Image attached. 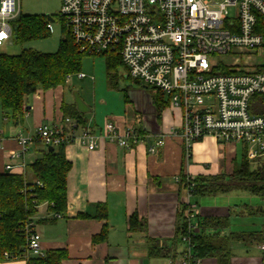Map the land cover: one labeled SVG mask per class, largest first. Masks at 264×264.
Instances as JSON below:
<instances>
[{"label": "crops", "instance_id": "obj_1", "mask_svg": "<svg viewBox=\"0 0 264 264\" xmlns=\"http://www.w3.org/2000/svg\"><path fill=\"white\" fill-rule=\"evenodd\" d=\"M11 38L12 34L7 40ZM71 77L66 86L39 89L27 97L24 122L18 127L4 115L0 103V131L4 136L0 171L22 174L20 159L9 155L10 150L19 149L13 138L16 132L23 130L33 134L40 124L58 126L65 122L62 104L64 101L74 103L73 97L66 96ZM127 92V106L122 112H111L113 107L109 104H88L91 111L86 113L87 122L83 127L102 135L108 121L121 131L133 125L139 142L125 148L100 137L94 150H89L79 141L67 144L66 157L72 164L67 177V212L58 218L47 204H42L33 217L46 252L67 249L69 256L63 264H182V255L188 244L177 237V227L183 219L179 214L185 207L189 213V200L198 209L195 217L189 216L191 224H196L197 217H228L229 226L221 229L220 235L243 234L242 238L231 240L228 257L202 258V264H264V250L260 247L264 240V215L257 211L260 207L246 204L241 207L206 198L228 195L241 189L216 195H189L182 177V174L194 177L230 175L243 154L251 161L253 169L262 165L264 158L250 159L247 144L221 143L211 135L194 142L188 149L181 134L182 108L172 106L164 94L168 104L159 116L156 90L142 86ZM259 104V98L254 97L251 106ZM158 137H164L165 143L156 152H151L150 147L155 145ZM44 150L46 147L41 142L33 143L25 154L27 165L41 156ZM9 163L14 169H6ZM202 200L205 201L203 206ZM100 205L106 207V218L96 217ZM79 214L89 217H78ZM255 215L263 216L262 221L257 219L258 225L253 223L233 228V217ZM133 217L136 222L131 229ZM104 226L108 228L107 237L95 241V236L101 234ZM0 264H27V260L22 257L0 261Z\"/></svg>", "mask_w": 264, "mask_h": 264}, {"label": "built area", "instance_id": "obj_2", "mask_svg": "<svg viewBox=\"0 0 264 264\" xmlns=\"http://www.w3.org/2000/svg\"><path fill=\"white\" fill-rule=\"evenodd\" d=\"M230 8L235 9V16ZM20 14V0H0V45L11 36L12 21ZM58 16L80 51L101 54L111 50L120 55L125 77L159 89L172 106L183 109L181 134L188 149L211 135L221 143L247 144L250 159L264 158V116L250 109L254 97L264 96V0H61ZM48 27L53 29L52 22ZM214 56H231L238 62H212ZM250 57L256 60L248 62ZM100 137L125 148L140 140L133 125L121 131L108 121L102 135H96L67 118L58 126L40 124L33 134L16 132L13 138L19 149L10 150L9 155L20 159L25 174V154L36 141L46 148L79 141L94 150ZM3 139L0 131V150ZM164 143V137H158L150 151L156 152ZM6 169L14 166L9 163ZM187 178L193 186L195 177ZM187 190L191 195L189 186ZM187 208L190 218L195 217L197 205L188 200ZM25 232L27 263L31 257L45 256L34 221L27 223ZM183 239L188 249L182 264H202L191 250L190 238ZM260 247L264 250V240Z\"/></svg>", "mask_w": 264, "mask_h": 264}, {"label": "trees", "instance_id": "obj_3", "mask_svg": "<svg viewBox=\"0 0 264 264\" xmlns=\"http://www.w3.org/2000/svg\"><path fill=\"white\" fill-rule=\"evenodd\" d=\"M52 21H55L52 16L21 13L12 21L13 41L24 44L34 39L48 37L52 32L48 23ZM64 28L67 33L62 37L56 52L45 53L25 48L19 54L0 53V103L4 115L16 127L24 122L27 97L39 89L49 90L66 86L68 76L83 72L84 56H106L107 76L115 87L119 68L126 69L120 55L111 50L101 54L80 51L65 23ZM134 80L139 82L137 79ZM124 91L127 97L128 88ZM156 91L155 102L160 116L168 100L164 98L163 92L159 89ZM256 97L261 104L252 105L251 112L264 115V96ZM62 111L64 121L70 118L81 126L86 125V114L80 113L75 103L64 101ZM69 142L56 145L52 151L46 148L41 156L27 165L25 174L0 171V261L23 257L27 247L25 226L31 221L36 223L33 217L40 205L47 204L54 215L58 213L64 216L67 212V177L72 167L66 157V146ZM182 177L187 188L189 186L192 194L196 196L216 195L241 189L264 198V163L253 169L251 161L245 154L230 175L198 176L193 179V186L189 185L190 181L186 175L182 174ZM37 181L41 184H37ZM185 208L179 214L183 219L177 227V237L182 241L183 237H189L194 246L193 253L201 259L216 255L221 258L228 257L231 240L243 237V234L239 233H231L224 237L220 235V230L229 226V218L197 217L196 228H193L190 215ZM257 211L264 215V208L260 207ZM80 216L89 217L86 214H79L78 217ZM96 217H107L104 205H100ZM135 222L133 217L131 229H134ZM107 231V226H104L101 234L95 236L94 240L105 239ZM5 252L9 257L4 255ZM68 256L67 249H50L43 257H31L27 264H63Z\"/></svg>", "mask_w": 264, "mask_h": 264}, {"label": "rangeland", "instance_id": "obj_4", "mask_svg": "<svg viewBox=\"0 0 264 264\" xmlns=\"http://www.w3.org/2000/svg\"><path fill=\"white\" fill-rule=\"evenodd\" d=\"M21 6L24 14H44L52 16L55 19V21L52 22V32L48 37L34 39L24 44L16 43L13 41V38L6 40L4 44L0 46V53L14 55L21 53L25 48H31L45 53L56 52L62 37L67 33V30L64 28V23L58 17L61 10V0H21ZM230 10L231 16H235V9L230 8ZM211 60L212 62L222 61L227 65H233L238 62V60L231 56H214ZM255 60V57H250L248 62H253ZM82 71L86 76L79 78L77 74L73 75L69 83L71 88L67 89L66 96L72 98V91L77 89L85 103L90 105L109 104V106L113 107L111 112L114 110L119 112L125 111L127 102L124 89L128 87L130 90H136L141 89L142 86H148L145 83L139 84L136 83L134 79L125 77L126 69L123 67L119 68L118 77L116 79L117 86H113L107 76L106 56L104 55L84 56ZM148 88L154 91L156 90V88L151 86H148ZM70 89L72 90L71 92ZM128 93L129 92H127V95ZM240 162L241 157L238 158V163ZM206 198L225 201L230 204H239L241 207L246 204L254 208H264V198L243 190L234 191L224 196ZM204 203L205 201L202 200V206ZM235 217H233L231 221L233 228H241V226L245 224L253 225V223L258 225L260 222L257 219L262 221L263 218V216L259 215L239 217L238 219Z\"/></svg>", "mask_w": 264, "mask_h": 264}, {"label": "water", "instance_id": "obj_5", "mask_svg": "<svg viewBox=\"0 0 264 264\" xmlns=\"http://www.w3.org/2000/svg\"><path fill=\"white\" fill-rule=\"evenodd\" d=\"M72 95L73 101L76 104L77 110L80 113L86 114L91 111V107L87 103H85L77 89L72 91ZM48 149L52 151L54 150V147L50 146Z\"/></svg>", "mask_w": 264, "mask_h": 264}]
</instances>
